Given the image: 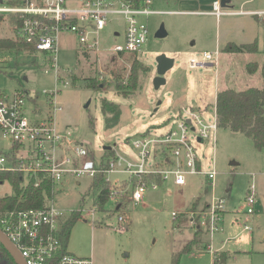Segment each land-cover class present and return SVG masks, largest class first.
<instances>
[{
  "label": "rangeland",
  "instance_id": "obj_1",
  "mask_svg": "<svg viewBox=\"0 0 264 264\" xmlns=\"http://www.w3.org/2000/svg\"><path fill=\"white\" fill-rule=\"evenodd\" d=\"M152 1L157 11L180 10L177 0ZM231 3V7L221 10L264 11V0ZM200 20L208 21L205 36L206 27L198 30ZM142 21L147 24L148 35L137 56L113 57V47L124 43L125 28L118 19L92 35L98 41V53L82 54L76 35L60 33L56 55L59 80L53 70L45 71L41 64H33L29 54L0 50V91L9 96L16 90L27 92L37 104L35 108L26 102L28 116L41 118H46L52 110L45 93L56 92L54 100L61 109L53 115L55 124L58 128L69 126L72 129L69 140L87 149L86 157L79 162L86 164L92 158L98 167L101 158L113 150L122 156L135 153L131 143L144 132L151 137L166 134L178 114L188 118L184 109L203 112L204 121L211 123L216 78L220 90L264 87V18L219 15L210 20L163 13ZM160 29L166 33L165 37H156ZM10 38L7 29H0V39ZM254 41L258 50L253 56L247 52L224 51L228 44L238 46ZM216 46L220 56L223 54L217 66L189 69L191 58L201 61L202 54H213ZM161 54L173 58L174 66L164 75L165 84L155 90L152 84L155 59ZM252 62L257 64V69L249 74L246 66ZM132 65L138 68L140 88L124 98L117 94L115 83L124 84L128 80ZM147 67V72L142 71ZM95 80L105 84L102 92L87 87ZM103 98L121 110L119 123L110 130L105 129L100 110ZM213 136L214 143L209 140L203 145L190 138L203 169L216 173L212 186L206 184L204 176H186L183 187H175L172 179L167 178L159 181L156 190L148 187L142 201L134 204L130 192L139 179L111 173L105 177L110 182L109 201L99 209L96 197L106 184L105 178L97 183L83 176L78 179V187L73 186L74 179L66 178L55 191L53 203L67 218L79 213L68 237L67 250L77 257L91 258L93 264H171L173 256L188 244L191 251L182 254L179 264H212L214 254L218 253L226 256L223 264H264V151L255 149L247 137L225 129L217 127L215 134L211 133ZM10 147L11 142L0 133V153L8 152ZM104 147H110L111 152L103 150ZM162 149L159 151L168 153L166 148ZM251 176H254L256 195L254 213L248 215L245 196L252 183ZM13 193L8 182L0 183V197ZM212 197L225 201L224 209L219 211L217 228L210 234L199 224L206 217V206ZM93 206L96 211L89 212ZM120 216L124 219L122 224L117 221ZM121 227L125 231L119 232Z\"/></svg>",
  "mask_w": 264,
  "mask_h": 264
},
{
  "label": "built area",
  "instance_id": "obj_2",
  "mask_svg": "<svg viewBox=\"0 0 264 264\" xmlns=\"http://www.w3.org/2000/svg\"><path fill=\"white\" fill-rule=\"evenodd\" d=\"M4 2L5 0H0V29H7L13 40L32 45L35 48L29 54L32 61L35 65L41 64L45 71L53 70L57 80L59 69L56 55L60 33L76 35L82 54L98 53L99 44L92 35L105 29L112 20L118 19L125 28L124 43L113 47V57L137 56L141 54V47L148 35L147 24L142 19L160 14L152 10V0ZM213 8L216 16H254L260 20L264 18V11L225 13L220 11L217 2ZM114 34L118 35L117 32ZM217 56V53L204 52L201 61L191 58L188 65L191 69L206 65L217 66ZM45 95L51 105L50 109L52 108L49 115L46 118L39 115L29 117L26 102L35 105V98L22 90H16L11 96L0 91V133L11 142L8 152L0 153V172L20 173L22 190L28 186L43 189L42 207H14L0 213V230L18 250L26 264H93L91 258L77 257L67 250L63 251L61 237L68 218L63 210L54 206L53 199L55 191L66 178L74 179L73 186L78 187V179L83 176L95 180L101 174L102 181L111 173L135 177L139 182L130 192V199L134 204L142 201L148 187L156 190L159 181L167 178L172 179L174 186L183 187L186 185V176H204L206 184L212 186L216 173L214 170L203 169L190 138L202 145L209 140L214 143L211 133L215 134L218 127L216 107L211 123L204 121L200 111L184 109L188 118L183 119L178 114L166 134L151 137L145 132L131 143L135 153L122 156L113 150V154L102 157L96 167L92 158L86 164L79 162L86 157L87 149L77 141L69 140L72 134L69 126L58 128L55 124L53 115L61 109L54 100L56 92H47ZM160 147L166 148L168 153L160 152ZM104 181L110 183L106 178ZM45 185L50 186V197L46 196ZM255 195L252 182L245 196L248 215L254 213ZM224 201L212 197L206 206V217L200 220V228L210 234L216 230L219 211L224 209ZM88 211L94 212L96 207L93 206ZM117 221L122 224L124 219L120 216ZM244 229L249 230L246 225ZM118 231L123 232L125 229L121 227Z\"/></svg>",
  "mask_w": 264,
  "mask_h": 264
},
{
  "label": "trees",
  "instance_id": "obj_3",
  "mask_svg": "<svg viewBox=\"0 0 264 264\" xmlns=\"http://www.w3.org/2000/svg\"><path fill=\"white\" fill-rule=\"evenodd\" d=\"M34 47L30 44H26L20 41L10 39H0V50H11L18 53L25 52L31 54L34 52ZM257 42L251 44L234 45L228 44L224 51L234 53H257ZM33 64H35L32 61ZM142 67H140L141 70ZM148 71L147 68H143ZM247 72L253 74L257 69L255 62L249 63L246 66ZM137 70L135 65H132L128 80L124 84L115 83V90L118 95L124 98L134 94L140 87L137 84ZM144 72V73H145ZM142 77V76H141ZM90 89L96 92H102L105 84L99 80L93 81L92 84L87 85ZM35 104V108H36ZM100 110L104 117V125L106 130H110L117 126L121 116L120 107L103 98L100 101ZM216 116L218 128L225 129L231 133L241 134L251 140L253 146L258 151H264V87L255 88L248 87L244 90L236 91L234 89H224L217 93L216 96ZM92 119L90 123L93 126ZM111 152L110 150H106ZM113 154V152H112ZM97 183L102 181V175L96 176L95 180ZM8 182L13 190V195L0 197V213L14 208H33L42 207L44 196L43 189H35L33 186H28L22 190L20 185L22 183V175L20 173H1L0 172V183ZM50 186L45 185L47 189V197H50ZM100 190V193L96 197L99 209L109 201L110 188L106 183ZM117 208V206H116ZM114 208L113 211H117ZM79 213L72 214L66 221L62 231V245L63 251L67 250V241L72 226L79 219ZM209 245V243H207ZM191 251L188 248V244L177 252L171 261V264H179L180 257L184 253ZM226 261V256L223 253L214 254L212 264H223ZM13 264L10 256L6 253L3 247L0 245V264Z\"/></svg>",
  "mask_w": 264,
  "mask_h": 264
},
{
  "label": "crops",
  "instance_id": "obj_4",
  "mask_svg": "<svg viewBox=\"0 0 264 264\" xmlns=\"http://www.w3.org/2000/svg\"><path fill=\"white\" fill-rule=\"evenodd\" d=\"M226 1H227L226 5L229 4V6H225V7H228V8L231 7L232 0H226ZM216 2L219 3V5H220L221 0H177L176 5H177V7L180 8V10L168 11L167 12V11H161V10L157 11V10L153 9V1H152V10H154L156 12H160V14H163V13L189 14V15H195V16H200V17H208L210 20H213V17H216L213 14V10H214L213 5ZM243 4L244 3H242L241 6ZM221 8L222 7L220 6V11L221 12H225V11H222ZM247 12H253V11H247ZM225 13H229V12H225ZM207 24H208V21H206V20L205 21L200 20L199 23H197L198 30H200V31H201V29L206 27L205 28L206 32H204V34H203L204 36H205L206 33H208L207 32V30H208ZM194 42H195V40H194ZM217 48H218V46H216V48L214 50V54L217 53V55H218L217 56V65H218L219 58L223 54H221V56H220V53H219ZM182 51H185V50H182ZM248 55L249 56H253L254 53H248ZM188 67H189V65H188ZM205 67H211V65H206ZM189 69H191V68L189 67ZM193 69H195V68H193ZM215 80H216L215 81V93H214L215 102H214V105L212 106L214 113H215V107H216V96H217V93L220 92L221 90H224V89H221V90L219 89V82H218L217 78ZM228 89H231V88H228ZM179 100L181 101L182 99H179ZM201 113H203V112H201ZM251 179H252V182L254 184V176H251ZM175 187H178V186H175ZM254 188H255V186H254ZM255 194H256V192H255Z\"/></svg>",
  "mask_w": 264,
  "mask_h": 264
},
{
  "label": "water",
  "instance_id": "obj_5",
  "mask_svg": "<svg viewBox=\"0 0 264 264\" xmlns=\"http://www.w3.org/2000/svg\"><path fill=\"white\" fill-rule=\"evenodd\" d=\"M227 4L226 0H221L220 6L225 7ZM166 33L160 29L156 33V37L161 38L165 37ZM156 74L152 80V84L155 90L159 89L162 85L165 84L164 75L174 66V59L168 58L164 54H161L156 57ZM160 104V102H158ZM189 123V121H187ZM110 147H104L103 150H110ZM0 245L6 251V253L10 256L13 264H26L18 250L13 246V244L8 240V238L3 234L0 230Z\"/></svg>",
  "mask_w": 264,
  "mask_h": 264
}]
</instances>
